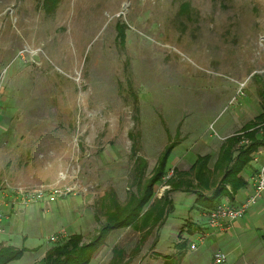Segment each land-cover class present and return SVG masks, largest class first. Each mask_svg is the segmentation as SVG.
<instances>
[{
  "label": "rangeland",
  "instance_id": "obj_1",
  "mask_svg": "<svg viewBox=\"0 0 264 264\" xmlns=\"http://www.w3.org/2000/svg\"><path fill=\"white\" fill-rule=\"evenodd\" d=\"M44 1L0 0V205L12 210L0 211L8 229L0 237L33 249L17 264L37 263L72 234L95 239L106 192L122 203L136 192L137 156L148 162L147 182L175 143L153 203L171 189L178 158L188 169L264 112V0H61L52 9ZM55 186L72 191L52 199ZM38 188L43 198L24 202L22 193ZM169 196L173 208L139 254L142 234L117 229L91 264H109L115 246L130 264H214L223 250L222 264H264V252L209 237L216 229L197 193ZM255 226L245 242L264 250V225Z\"/></svg>",
  "mask_w": 264,
  "mask_h": 264
},
{
  "label": "trees",
  "instance_id": "obj_2",
  "mask_svg": "<svg viewBox=\"0 0 264 264\" xmlns=\"http://www.w3.org/2000/svg\"><path fill=\"white\" fill-rule=\"evenodd\" d=\"M60 1L45 0L44 3L45 6L52 9ZM189 5V3H184L183 6L187 8ZM120 37L122 43H125V29L120 31ZM263 116L264 112L247 123L240 131L224 140L213 167H211L213 155L207 154L199 156L190 170L181 171L177 167L172 169L173 174L167 179L171 189L153 203L155 187L169 175V172L166 171V163L175 143L166 147L165 153L157 162L155 174L147 182L145 179L148 162L142 156H137L136 175L132 183L137 188L136 192H130L125 203L119 200L115 191L106 192L102 203L106 220L101 224L95 239L86 243L82 234H72L49 249L36 264H91L94 254L105 244L109 234L114 230L127 227H132L142 234L132 251V255L139 254L153 231L156 228L159 230L165 223L167 213L174 206L173 200L169 196L174 191L197 193L198 202L207 211L213 210L224 197L233 199L235 194L248 184L241 176L242 172L252 162L253 154L264 146V120H261ZM244 139H249L250 144H244ZM133 152L137 155V150L133 149ZM227 185H231V189ZM213 187L215 189L206 194V191ZM158 241L159 236L157 235L151 246L153 249L157 246ZM27 251L26 247L14 248L0 245V264L19 260ZM132 259L133 256H130L124 247L115 246L109 264H130ZM181 259H172V264H181Z\"/></svg>",
  "mask_w": 264,
  "mask_h": 264
},
{
  "label": "crops",
  "instance_id": "obj_3",
  "mask_svg": "<svg viewBox=\"0 0 264 264\" xmlns=\"http://www.w3.org/2000/svg\"><path fill=\"white\" fill-rule=\"evenodd\" d=\"M229 136H231V134ZM229 136H225L222 140V143L216 142V146H218V150L216 152H215V150L212 149V147H211L212 144H210V145H208L209 150L205 151L204 153H201L202 155H206V154H212L213 155L212 165L217 160V155L219 153L221 145L223 144L224 140ZM175 163H176L175 167H177L179 169L182 168L183 170H188L192 167V165H190V167L188 169L183 168L182 166L187 165L188 162L185 159H181V158H178L175 161ZM253 164H255V165H253ZM212 165H211V167H212ZM250 165L253 166L252 173L250 175H248V174H246V172L244 170L241 174V176L247 181L248 184L244 188L240 189L238 191V193L235 194L233 199H230V197H224L222 202H228V203H232L236 206H239V205L243 204L251 195L254 194L256 178L264 166V149L263 148H261L259 150V152L253 157V160L250 163ZM3 198H4V196H3ZM260 199H262V203L259 201ZM259 200H258L259 202H257L255 204L256 206L253 205L248 210V212L244 215V217H242V218H240L234 222L233 227L231 228V230L228 233H226V234L220 233L217 230H216L217 231L216 232L215 229H213V231H215V232L214 233L212 232L209 237L214 238L216 240L219 238L225 239L226 243L229 246H231L232 250H234V251L237 250L239 248V246H241L242 249H245L244 253L249 252L248 254L255 255V256L258 254H262L264 252V250L262 249V247H263L262 245L255 244L254 240H251L248 244H246L245 239H244L245 235H247L248 232L255 229L256 223H261L262 225H264V193L261 195ZM2 208H7V209L9 208V210L12 211L10 209L11 205H9V202H7V200H5V199H1L0 211H2ZM19 211L21 214H25V213H27V208L26 207H20ZM6 219L7 218H5V220ZM207 222H208V220H207ZM4 223L3 224L0 223V233L1 234L8 233V229ZM0 243H2V245H4V246H11L14 248H19L14 243H12V242L10 243V240H4L1 237H0ZM232 243H236L235 247H233ZM214 244H216L215 241H214V243H212V245H214ZM213 248H214V250L212 252H214L217 249H221V248H217V247L215 248V246H212V249ZM30 250H33V249L29 248L28 251H30ZM223 252H225V251L223 250ZM26 253L24 255H26ZM225 253L227 254L228 252H225ZM19 260L12 261L8 264H17L16 262H18ZM35 263L36 262H34L33 264H35ZM254 264H258V263L254 262Z\"/></svg>",
  "mask_w": 264,
  "mask_h": 264
},
{
  "label": "built area",
  "instance_id": "obj_4",
  "mask_svg": "<svg viewBox=\"0 0 264 264\" xmlns=\"http://www.w3.org/2000/svg\"><path fill=\"white\" fill-rule=\"evenodd\" d=\"M45 187V186H42ZM72 191L69 187L64 188L63 186H55L53 187L49 193H51V198L56 199L58 197H62L64 195L69 194ZM45 188H38L34 191H30L28 193L23 192L22 198L24 202H28L31 200H40L45 195ZM264 193V166L259 172V175L255 181V192L251 195L243 204L236 206L232 203L221 202L218 204L213 210L209 211V226L213 229H216L220 232L228 233L233 224L238 219L244 217V215L248 212V210L255 205L261 195ZM64 232L60 233V235L56 237L52 236L54 241H58L60 239H64ZM192 248L197 249V244H193ZM227 254L223 251H218L213 256L214 264H222L227 261Z\"/></svg>",
  "mask_w": 264,
  "mask_h": 264
}]
</instances>
